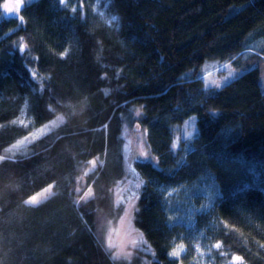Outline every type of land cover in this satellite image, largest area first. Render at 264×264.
<instances>
[{"label":"trees","instance_id":"16d2710c","mask_svg":"<svg viewBox=\"0 0 264 264\" xmlns=\"http://www.w3.org/2000/svg\"><path fill=\"white\" fill-rule=\"evenodd\" d=\"M20 1L7 14L0 0V264H146L141 251L113 257L105 245L123 211L114 191L128 176L123 115L134 108L130 131L144 129L155 161L138 162L134 215L151 264H199L188 205L164 197L172 185L195 196L208 264H264V91L258 67L242 63L245 50L263 52L264 1L108 0L114 25L94 0ZM207 61L242 72L206 86ZM23 109L33 127L56 123L16 151L31 132L14 122ZM190 117L195 133L175 145ZM48 185L47 198L26 203Z\"/></svg>","mask_w":264,"mask_h":264},{"label":"rangeland","instance_id":"374dc122","mask_svg":"<svg viewBox=\"0 0 264 264\" xmlns=\"http://www.w3.org/2000/svg\"><path fill=\"white\" fill-rule=\"evenodd\" d=\"M20 0H5L4 11L7 14L17 13L20 9L17 8V3ZM108 0H94L92 4V10L97 13L101 20L109 25H114L116 20L113 21L112 17H116L107 12ZM8 8H12L14 11L12 13L8 12ZM261 40L251 42V47H258L261 44ZM261 51L257 52L255 49L250 48L245 50L243 53V62H247L248 68L258 67L259 69V84L264 91V57L259 55ZM256 53L259 57L252 56ZM261 57V58H260ZM203 68L205 72L201 76L206 86L220 87L233 78L241 74L242 70H234L228 63H218L207 61ZM133 115L124 114V152H125V163L127 165V178L122 185H118L115 188L114 198L118 203L123 204V211L121 215L110 221L107 226L105 245L110 251L113 257H125L130 258L136 251H141L146 264H151L149 257L153 254L151 247L146 242L143 234L136 228L134 224V215L137 210V201L139 196V191L141 186L144 184V179L138 168V162L142 160H150L155 163L153 158L148 152L145 145V131L143 128L136 126L133 131H130L133 125L132 118L137 114L136 108L132 109ZM15 123L24 126H31V132H29L24 137L12 143L10 148L16 151H22L24 146L33 138L40 135L41 133L47 131L55 122H46L39 127H33L31 119L26 115L23 109L21 113L14 120ZM130 131V132H129ZM196 131L195 118L190 117L183 125L176 126L174 128V144L177 145L180 139H188L193 136ZM164 197L169 205H179V203H184L187 207V215L182 212V219L186 225V234L189 235L190 250L192 254L199 262V264H208L206 259L203 257V244L204 240L201 234L196 233V224L193 216V211L198 210L197 207L188 204L189 200L195 196L190 194L187 189H184L182 185H172L164 186ZM52 193V185H48L45 188L39 190L38 192L31 195L26 199V203L37 204L38 202L44 200ZM91 195L88 192L85 197ZM185 197H187L185 199ZM183 207V208H185ZM184 217V218H183ZM183 250V246L178 243L172 253H176L175 256L178 257ZM234 257V256H233ZM233 257L231 262L234 263ZM241 262V261H240ZM238 262V263H240Z\"/></svg>","mask_w":264,"mask_h":264},{"label":"snow or ice","instance_id":"6c2138e0","mask_svg":"<svg viewBox=\"0 0 264 264\" xmlns=\"http://www.w3.org/2000/svg\"><path fill=\"white\" fill-rule=\"evenodd\" d=\"M59 3L61 4V5H63V4H65V0H59ZM20 7V4H19V2L17 3V8H19ZM8 10V12L9 13H12L14 10L12 9V8H8L7 9ZM21 21H23V19L22 18H19ZM117 18L116 17H112V20L113 21H115ZM19 50L23 53V52H25V46L23 45V44H21L20 45V47H19ZM218 87V86H217ZM172 255L173 256H175L176 255V253H172ZM242 260V258L241 257H239V256H234L233 257V261H234V264H238V262H240Z\"/></svg>","mask_w":264,"mask_h":264},{"label":"built area","instance_id":"2783aa9c","mask_svg":"<svg viewBox=\"0 0 264 264\" xmlns=\"http://www.w3.org/2000/svg\"><path fill=\"white\" fill-rule=\"evenodd\" d=\"M260 55L264 57V49H263V52L260 53Z\"/></svg>","mask_w":264,"mask_h":264},{"label":"water","instance_id":"95a60500","mask_svg":"<svg viewBox=\"0 0 264 264\" xmlns=\"http://www.w3.org/2000/svg\"><path fill=\"white\" fill-rule=\"evenodd\" d=\"M264 1V0H263Z\"/></svg>","mask_w":264,"mask_h":264}]
</instances>
